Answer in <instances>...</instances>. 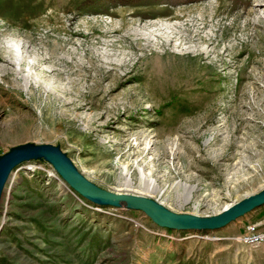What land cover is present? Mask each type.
<instances>
[{"label":"rangeland","instance_id":"374dc122","mask_svg":"<svg viewBox=\"0 0 264 264\" xmlns=\"http://www.w3.org/2000/svg\"><path fill=\"white\" fill-rule=\"evenodd\" d=\"M147 2L0 0V156L60 146L106 191L218 215L264 189V0ZM263 221L264 206L217 231L163 229L31 161L2 196L0 264H264L241 238Z\"/></svg>","mask_w":264,"mask_h":264},{"label":"water","instance_id":"95a60500","mask_svg":"<svg viewBox=\"0 0 264 264\" xmlns=\"http://www.w3.org/2000/svg\"><path fill=\"white\" fill-rule=\"evenodd\" d=\"M31 161L50 164L61 179L81 197L98 207L141 211L157 226L173 231H217L264 206V189L243 198L214 216L176 214L158 202L137 195L106 191L85 178L60 146L26 143L0 156V205L5 187L15 168Z\"/></svg>","mask_w":264,"mask_h":264},{"label":"built area","instance_id":"2783aa9c","mask_svg":"<svg viewBox=\"0 0 264 264\" xmlns=\"http://www.w3.org/2000/svg\"><path fill=\"white\" fill-rule=\"evenodd\" d=\"M242 239H247L248 248L256 249L264 246V221L263 222H247L243 226Z\"/></svg>","mask_w":264,"mask_h":264},{"label":"bare ground","instance_id":"6f19581e","mask_svg":"<svg viewBox=\"0 0 264 264\" xmlns=\"http://www.w3.org/2000/svg\"><path fill=\"white\" fill-rule=\"evenodd\" d=\"M71 104H72V103H71ZM79 110H80V109H79ZM150 143H151V141H146V140H144L143 143L140 144V145H144V151L147 152V151H149L148 149H152V148H150ZM138 147H139V146H138ZM151 147H153V145H152ZM122 166H123V172H124V175H126V177H127V176H130V175H129V174H130V171H129L130 169H129V167H128V164H126V165H122ZM138 172H139V175H140V182H139L140 187H143L144 190H145L146 192H150V191H158V190H159L158 187H157V184L155 183V181L151 180L150 177H148V178L145 177L144 170H143L141 167H138ZM125 181H126L128 184H130V179H129V177L126 178ZM129 186H130V185H129ZM191 189L193 190L194 187H192ZM158 192H160V191H158ZM117 194H122V193H117ZM126 194H128V195H134V194H129L128 192H127ZM230 206H231L230 204L226 205V206H225V209L228 208V207H230ZM243 243H244L246 246H248V241H247V239H243Z\"/></svg>","mask_w":264,"mask_h":264},{"label":"trees","instance_id":"16d2710c","mask_svg":"<svg viewBox=\"0 0 264 264\" xmlns=\"http://www.w3.org/2000/svg\"><path fill=\"white\" fill-rule=\"evenodd\" d=\"M148 0H120L117 2L119 4H123V5H133V6H140V5H144Z\"/></svg>","mask_w":264,"mask_h":264}]
</instances>
